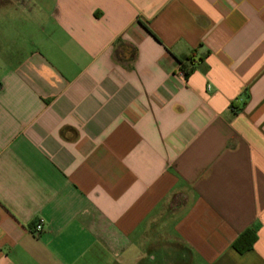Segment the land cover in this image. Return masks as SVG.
<instances>
[{"label":"crops","instance_id":"crops-1","mask_svg":"<svg viewBox=\"0 0 264 264\" xmlns=\"http://www.w3.org/2000/svg\"><path fill=\"white\" fill-rule=\"evenodd\" d=\"M0 264H264V0H0Z\"/></svg>","mask_w":264,"mask_h":264},{"label":"trees","instance_id":"trees-1","mask_svg":"<svg viewBox=\"0 0 264 264\" xmlns=\"http://www.w3.org/2000/svg\"><path fill=\"white\" fill-rule=\"evenodd\" d=\"M201 59H196L195 54L179 60L181 71L185 73V77H189L197 68ZM258 235L256 229L246 230L234 243L233 248L240 254H244L253 250L257 242Z\"/></svg>","mask_w":264,"mask_h":264},{"label":"built area","instance_id":"built-area-1","mask_svg":"<svg viewBox=\"0 0 264 264\" xmlns=\"http://www.w3.org/2000/svg\"><path fill=\"white\" fill-rule=\"evenodd\" d=\"M181 75L185 77V73L181 71ZM44 229V221L43 220H38L36 224L34 225L33 232L35 234H40Z\"/></svg>","mask_w":264,"mask_h":264}]
</instances>
